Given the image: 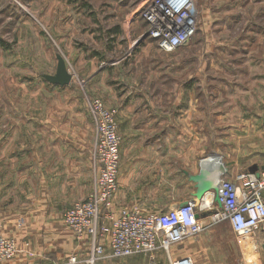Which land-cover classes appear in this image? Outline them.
Returning a JSON list of instances; mask_svg holds the SVG:
<instances>
[{
	"label": "rangeland",
	"instance_id": "obj_1",
	"mask_svg": "<svg viewBox=\"0 0 264 264\" xmlns=\"http://www.w3.org/2000/svg\"><path fill=\"white\" fill-rule=\"evenodd\" d=\"M151 1L0 0L1 234L30 231L55 241L48 231L60 229L66 205L49 167L60 150L88 158L93 191L95 99L116 113L120 132L145 112L171 113L179 130L190 114L205 153L215 148L225 162L264 163V0H195L197 31L174 51L150 35L144 11ZM58 54L73 75L66 86L44 77L56 74ZM43 131L52 137L42 138ZM14 136L17 167L10 173L6 144ZM183 167L164 166L163 181L179 185ZM49 211L60 219L37 216ZM258 236V251L255 242L242 243L252 258L264 256V234Z\"/></svg>",
	"mask_w": 264,
	"mask_h": 264
},
{
	"label": "built area",
	"instance_id": "obj_2",
	"mask_svg": "<svg viewBox=\"0 0 264 264\" xmlns=\"http://www.w3.org/2000/svg\"><path fill=\"white\" fill-rule=\"evenodd\" d=\"M198 9L195 0H152L145 7L144 18L151 36L156 38L161 49L174 51L187 44L197 31ZM97 119L98 135L94 147L95 185L91 194L67 208L64 221L79 241H90L91 250L85 264H96L104 253V240L116 258L136 254H151L162 249L167 252L187 237L203 233L210 226L230 222L242 243H256L258 233L264 234V170L257 176L251 171H242L232 178L222 176L218 191L212 199L206 195L200 202L195 199L151 213H143L138 205L115 204L121 163V136L116 113L100 99L91 105ZM220 158L219 154L205 157L202 162ZM217 166V165H216ZM209 217L206 222L204 218ZM1 225V224H0ZM258 236V237H257ZM18 241L0 233V264H6L19 254ZM247 249L239 264L253 260ZM71 264H78L73 256ZM171 264H196L191 257L172 260ZM213 264V263H205Z\"/></svg>",
	"mask_w": 264,
	"mask_h": 264
},
{
	"label": "crops",
	"instance_id": "obj_3",
	"mask_svg": "<svg viewBox=\"0 0 264 264\" xmlns=\"http://www.w3.org/2000/svg\"><path fill=\"white\" fill-rule=\"evenodd\" d=\"M168 114L170 115L165 113L149 115L145 112L143 115L132 116L127 127L121 132L119 131L122 142L119 187L115 196L117 206L138 205L143 213H151L195 199L196 183L188 175L185 180L181 181L176 173L172 174L173 170L168 175L172 176L171 179L174 181L180 180L181 183L178 185L177 182L169 184L163 181L166 177L164 166L175 165L179 161L184 167H187L185 169L191 175L199 174L201 165H204L202 159L214 154L222 156L223 164L229 172L228 178H232L242 171H250L254 166H257L260 172L264 170V163L253 158L250 161L235 162L233 157L225 162V155L215 148L205 153L206 148H203L198 141L201 140V137L197 132H194L191 115L185 116L184 126L179 130L178 118L172 116L171 113ZM46 135L52 137L51 133L49 135L45 131L41 134L42 138ZM29 136L33 137V135ZM16 138L14 136L11 139L13 141L6 144V154H9L8 159L12 165L9 168L10 173L13 170L12 167H17ZM208 138L210 139V136ZM179 141L184 143L180 147ZM0 152H2L1 149ZM58 152L62 154H59L57 163L52 164L49 168L50 171L57 172L58 190L66 205L64 212L75 202L90 195L92 172L88 158H77V156H83L81 151L78 154H73L72 150L67 149ZM2 160L0 158V170H2ZM210 165L211 170L214 171L217 164L211 162ZM9 178L11 177L9 176ZM0 186L2 187V185ZM158 205L166 206L158 207ZM37 216H49L50 218L57 215L53 211H49ZM59 219L60 217L57 216L56 220ZM204 219L206 222L209 221V217ZM58 223L61 226L60 229L54 225L48 231L55 240L52 243L47 238L40 241V238L34 236L30 231L20 232L19 238H16L20 252L6 264H71L69 259L73 256L77 257L78 264H85L92 246L90 241L77 240L73 231L64 221L59 220ZM24 236L26 239H23ZM104 242V253L97 259L96 264H168L167 258L171 264L172 260L186 257H191L196 264L241 263L245 251L230 222L210 226L201 234L189 236L182 243L173 245L169 252L159 249L150 255L143 253L133 255L131 260L114 257L107 237ZM146 256L149 257L146 258ZM142 257L145 258V263L139 262V258ZM147 259L148 263H146ZM250 264H264V256L258 254Z\"/></svg>",
	"mask_w": 264,
	"mask_h": 264
},
{
	"label": "water",
	"instance_id": "obj_4",
	"mask_svg": "<svg viewBox=\"0 0 264 264\" xmlns=\"http://www.w3.org/2000/svg\"><path fill=\"white\" fill-rule=\"evenodd\" d=\"M58 58V65L56 74L50 75L46 74L44 77L52 84L66 86L69 85L73 79V75L68 71L67 62L65 58L61 55H57ZM215 155V154H214ZM204 165H201V171L199 174L191 175L186 172L189 178L196 183L197 191L195 192V200L200 202L202 198L210 193H216V199L219 200L218 191L220 188V184L222 181V176L228 172L227 167L220 162L215 167L216 169L213 171L211 170V165L207 164L206 162H202ZM251 172L256 173L257 176L260 175V171L258 170L257 166H254L250 169ZM214 174V176H213ZM187 204L184 202L180 204L181 206Z\"/></svg>",
	"mask_w": 264,
	"mask_h": 264
},
{
	"label": "bare ground",
	"instance_id": "obj_5",
	"mask_svg": "<svg viewBox=\"0 0 264 264\" xmlns=\"http://www.w3.org/2000/svg\"><path fill=\"white\" fill-rule=\"evenodd\" d=\"M211 162H215L216 164H218V163L221 162V159L220 158H214V157H212V159L210 160V164H211ZM212 196H213V194L210 192V193H208L206 195V199L207 200H210V199H212Z\"/></svg>",
	"mask_w": 264,
	"mask_h": 264
}]
</instances>
